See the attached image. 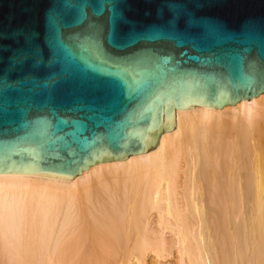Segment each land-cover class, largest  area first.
I'll use <instances>...</instances> for the list:
<instances>
[{"label": "water", "instance_id": "obj_1", "mask_svg": "<svg viewBox=\"0 0 264 264\" xmlns=\"http://www.w3.org/2000/svg\"><path fill=\"white\" fill-rule=\"evenodd\" d=\"M262 92L264 0H0V173L72 179Z\"/></svg>", "mask_w": 264, "mask_h": 264}, {"label": "bare ground", "instance_id": "obj_2", "mask_svg": "<svg viewBox=\"0 0 264 264\" xmlns=\"http://www.w3.org/2000/svg\"><path fill=\"white\" fill-rule=\"evenodd\" d=\"M174 118L72 179L0 173V264H264V92Z\"/></svg>", "mask_w": 264, "mask_h": 264}, {"label": "snow or ice", "instance_id": "obj_3", "mask_svg": "<svg viewBox=\"0 0 264 264\" xmlns=\"http://www.w3.org/2000/svg\"><path fill=\"white\" fill-rule=\"evenodd\" d=\"M91 55L97 60L99 61L101 59V57L105 56V53L100 49V48H96L95 52L91 53ZM107 63V61H105Z\"/></svg>", "mask_w": 264, "mask_h": 264}, {"label": "rangeland", "instance_id": "obj_4", "mask_svg": "<svg viewBox=\"0 0 264 264\" xmlns=\"http://www.w3.org/2000/svg\"><path fill=\"white\" fill-rule=\"evenodd\" d=\"M174 260H175L174 258H168V259H166V261H171L173 264L175 263ZM147 261H148V260H147Z\"/></svg>", "mask_w": 264, "mask_h": 264}]
</instances>
